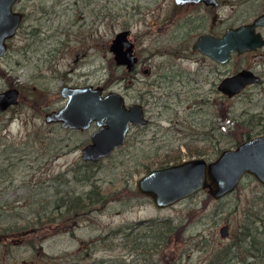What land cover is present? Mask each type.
Masks as SVG:
<instances>
[{"label":"rangeland","instance_id":"obj_1","mask_svg":"<svg viewBox=\"0 0 264 264\" xmlns=\"http://www.w3.org/2000/svg\"><path fill=\"white\" fill-rule=\"evenodd\" d=\"M173 5L175 0L15 2V9L25 16L0 57V91L16 85L22 93L19 103L0 113V264H55L44 257L45 252H67L73 261L75 252H86V247L93 251V241L119 225L143 221L132 229V236H137L144 234L150 219L159 217H170L184 227L172 232L158 253L141 250L139 242L136 247H123L117 236V245L113 244L117 247L99 240L90 257H105V264H209L215 249L234 241L249 199L262 185L254 175L245 174L238 188L222 198L200 189L165 207L137 189L138 177L175 162L178 154L179 160L198 155L214 159L223 148L240 143L231 137L236 130L253 128L251 136L264 132V82L252 87L251 96L241 94L233 100L212 89L208 78L216 76L221 66L192 51L194 38L182 42L170 38L176 24L189 18L188 12L206 10L192 7L176 14ZM191 18L194 24L201 21ZM205 23L214 25L212 17ZM128 26L142 60L154 52L148 60L151 74L139 71L138 77L155 82L137 83L136 89L109 48L111 38ZM211 65L216 72L210 71ZM175 71H182L183 78L195 75L198 86L193 81L184 85L176 81L164 87L167 81L162 82V72ZM198 76L208 78L202 81ZM88 82L123 92L128 102L140 96L139 91L149 90L145 92L149 123L133 125L125 143L96 162L84 160L81 154L96 123L79 130L44 119L47 109L66 102L63 85ZM239 119L245 123L237 129L234 120ZM55 149L61 152L50 159ZM93 181L109 193L108 203L68 219L47 218L57 213V199L83 193ZM41 215L42 222L38 221ZM225 222L231 232L222 237L220 226Z\"/></svg>","mask_w":264,"mask_h":264},{"label":"water","instance_id":"obj_2","mask_svg":"<svg viewBox=\"0 0 264 264\" xmlns=\"http://www.w3.org/2000/svg\"><path fill=\"white\" fill-rule=\"evenodd\" d=\"M17 0H0V56L8 49V40L15 34L24 17L22 10L15 9ZM177 3L202 0H175ZM216 3L218 0H203ZM264 23V13L253 22L235 28H229L224 37L203 33L193 43V48L207 53L213 58L224 61L231 50L244 51L257 47L264 42L256 25ZM129 29H122L111 40L109 48L114 52L116 62L133 68L137 60L134 42L128 38ZM259 76L250 69L226 76L219 83V89L234 94L249 81L259 80ZM67 98L64 105L47 111L46 121H60L65 127L88 128L95 122L99 128L91 134L92 140L82 146V158L99 160L113 152L115 147L123 145L133 124L149 122L144 105L127 103L125 95L115 89L106 90L104 84H66L61 89ZM20 88L16 85L0 91V108L14 104L19 99ZM214 159L203 155L156 166L137 178V189L148 194L157 206L165 207L184 197L207 189L216 197L235 190L242 177L250 173L264 185V132L243 139L236 146L223 148ZM220 234L225 237L230 232L229 223L220 226Z\"/></svg>","mask_w":264,"mask_h":264},{"label":"flooded vegetation","instance_id":"obj_3","mask_svg":"<svg viewBox=\"0 0 264 264\" xmlns=\"http://www.w3.org/2000/svg\"><path fill=\"white\" fill-rule=\"evenodd\" d=\"M175 3H176V5H173V6H174V12L176 14L181 12V10H187V9L191 10L192 7H198L200 9L205 8V10H206V12L202 10V11H198L196 14H192V15H191L192 12L191 13L188 12L189 18L187 17L185 19L186 21H181L179 24H176V27H175L176 30H174L170 35V38H172L173 40L176 39V40L181 41V42L182 41H191L194 38V40L191 44L192 51L198 52L203 57L205 56V57L209 58L212 62L216 63L217 66H221V68L217 67L218 70H217L216 76L213 75V77H210V78H208L207 76L206 77L202 76L200 78L198 76V79L203 81V80H206L208 78L210 81H212V89L213 88L219 89V87H218L219 83L223 80V78H226V76L234 75L238 71L243 70V69H246V70L250 69L254 74H256L257 76L260 77L258 81L257 80L249 81L244 87H242L241 90H239L238 92H236L234 94H230L229 92L226 93L221 89H219V90L224 97H226L227 99L229 98L231 100H233V97H236V96L241 95V94H243L244 96L245 95L251 96V93H253V92H251L253 89L252 87L257 86L259 84H262L264 82V42L261 45L258 44L257 47L249 48V49L244 50V51H239L237 48H236V50H231L230 55L224 61L213 58L209 54H207L205 52L203 53L201 50L193 48V43L195 42V40H197L199 38L198 36H200L203 33H210L213 35L215 34L217 36L224 37V34L227 32V30L229 28H235L237 26L244 25L245 23L253 22L257 16L264 13V0H218V1H216V3H213V2L208 3V2H205L202 0V1H191V2L186 1L184 3H181V2L177 3L175 1ZM24 16H25V14H24ZM191 17L200 18L201 21L194 24L193 19ZM211 17L213 19V24L214 25L217 24L219 26L218 29L215 28L214 25L208 27L207 26L208 24L205 23L207 21V18H211ZM167 18L169 19V23H171L172 19H174V17H171V15H170V17H167ZM22 21H23V19L21 20L20 25L17 28L15 34L17 33V31H19V29L22 25ZM184 27H187V28H184ZM123 29H129L130 30V32L128 33V38L130 40H133V42L135 43L133 51H134L135 55L137 56V60H136L133 68L129 69L127 67V64L119 63L125 69L124 76H127L129 78V80H128L129 83L131 85H133L135 87V89L137 88V86H136L137 83L155 82V79L153 81H149V80L145 81L142 77L141 78L138 77L139 71L143 72L147 75L151 74V72H152L151 71V65H150L148 60H150V58L154 54V52L149 53L150 56L147 55L142 60L141 51L139 50L137 40H136V36L134 35L132 28L130 26H128V27L123 28ZM255 29H256V31L260 32V34H262V36L264 38V23L257 24ZM15 34L13 36H15ZM113 37L111 38V40L113 39ZM111 40H110V43L112 42ZM110 43H109V45H110ZM114 55L115 54L113 52V58H114V61L116 62ZM116 63L118 64V62H116ZM205 67H207L206 64L200 65L199 69L202 70ZM208 68H211L210 71L216 72V68H212V65L209 66ZM182 74H183L182 71H175L172 73L171 72H162V74H161L162 82H163V79H166V81H167V83L164 84V87L172 86L174 84V82H176V81H179L178 82L179 85L180 84L184 85L186 82L193 81V82H195V84H193V86H198V81L196 80L195 75H193L194 77L193 76H186L185 78H183L181 76ZM260 87L263 88L262 86H260ZM5 88H8V87H5ZM105 89H106V86H105ZM1 91H3V90H1ZM147 91L149 92V90H147V89H143L142 91H139L140 96L134 97L132 99V101L128 102L127 98H126L127 103L129 104L132 102H137V103L143 104L144 109H145V114H146V104H148L147 103L148 99L146 97L145 92H147ZM21 93H22V89L20 88V94L18 97L19 100L17 102H14V104H9L4 109L0 108V113H3L5 110H7L10 107L15 106V104L19 103ZM179 93H180V91H179ZM125 97H126V95H125ZM203 99L207 100L208 97L206 96ZM59 107H61V106H59ZM59 107H57V108H59ZM57 108H52V109H57ZM52 109H47V111L52 110ZM47 111L45 112V115H46ZM44 119H45V116H44ZM7 121H8V119H7ZM149 121H150V117H149ZM50 122L61 124L60 121H58V122L50 121ZM93 123H95V122H92L91 125ZM147 123H149V122H147ZM147 123L133 124V125L144 126ZM3 125H5V123H3ZM61 126L64 128H68V129L70 127V126L65 127L62 124H61ZM70 128H72V127H70ZM88 128H90V127H88ZM88 128H85V129H88ZM97 128H99L98 125H97ZM80 129H83V128H80ZM96 129H94V130H96ZM92 132H91V134H92ZM90 138H91V135H90ZM91 140H92V138L90 140H88L86 143L90 142ZM115 149H116V147H115ZM60 152H61L60 150L55 149L54 153L50 157V159H54V157H58ZM100 159L101 158H99V160ZM57 176L58 177L60 176L59 173ZM64 208H65V206H64ZM229 227H230V224H229ZM230 232H231V227H230ZM230 232H229V234H230Z\"/></svg>","mask_w":264,"mask_h":264},{"label":"trees","instance_id":"obj_4","mask_svg":"<svg viewBox=\"0 0 264 264\" xmlns=\"http://www.w3.org/2000/svg\"><path fill=\"white\" fill-rule=\"evenodd\" d=\"M234 124L236 128H240L241 125L245 123L244 120H234ZM253 128H240V130H236L235 134L231 135L235 141H239L244 139L245 137H251L253 134ZM259 133V132H258ZM180 155L175 156L174 160L177 162ZM95 161V160H92ZM96 162V161H95ZM89 163V162H88ZM170 163V162H169ZM249 177H254L250 173ZM76 178L79 176L76 174ZM88 177V176H86ZM244 177V176H243ZM242 177V178H243ZM90 178V176L88 177ZM242 180V179H241ZM240 180V182H241ZM239 182V183H240ZM240 185V184H239ZM238 185V186H239ZM238 188V187H237ZM236 188V189H237ZM231 193V192H230ZM229 193V194H230ZM110 199L109 193L103 190L102 185L93 181L92 188L83 191V193L72 194V195H64L57 199L55 209H57V213L52 212L48 214V219H57L63 216L67 218V216H71L77 213H84L93 211L94 208H99L108 203ZM65 206V208H64ZM46 216V214H45ZM245 218L242 223L239 225L238 233L234 235V241L229 244H226L220 248L215 249L214 257L209 262V264H264V185L262 184L260 189L253 193V196L249 199L248 207L245 209ZM43 216L41 215L38 221H43ZM68 219V218H67ZM148 222L146 229L144 230V234H136L134 235L132 229H134L135 225L142 223L143 221H137L135 224H122L119 225L112 233L106 234V236H99V239L93 241L94 250L91 251L90 247H86V252H75L72 256V260H68L67 257L69 254L67 252L61 254H48L44 253V257L49 259L50 261L55 262V264H105V257H90V253L95 252L97 250V242H103L104 244H110V247H114L117 243L123 244V247H127L133 245L136 247L139 242L138 248L141 247V250L150 252L152 254L158 253L160 250V245L167 244L170 239V234L172 232L181 231L184 227L183 224H175V221L172 218H160L159 219H150ZM34 222V221H33ZM31 224H34L31 222ZM29 223V225H31ZM19 228V227H18ZM145 235V236H143ZM117 236H121L120 239L116 242L115 239ZM146 237L142 239L141 237ZM116 244V245H113ZM33 247L38 248L37 244L32 242ZM132 246V248H133ZM117 247V246H116ZM115 247V248H116ZM125 256V255H124ZM79 257H84L85 261H81L78 259ZM43 258V257H42ZM71 259V258H70ZM61 260V261H60ZM123 261H126L125 258L122 257ZM52 262V263H53ZM120 262V261H116ZM121 263V262H120Z\"/></svg>","mask_w":264,"mask_h":264}]
</instances>
